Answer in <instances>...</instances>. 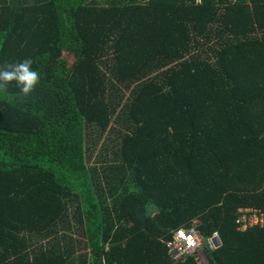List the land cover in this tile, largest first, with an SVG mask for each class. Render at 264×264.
Instances as JSON below:
<instances>
[{
    "label": "trees",
    "instance_id": "obj_1",
    "mask_svg": "<svg viewBox=\"0 0 264 264\" xmlns=\"http://www.w3.org/2000/svg\"><path fill=\"white\" fill-rule=\"evenodd\" d=\"M26 58L34 90H0V264H198L168 252L191 226L212 264H264L236 222L264 209V0H0V65Z\"/></svg>",
    "mask_w": 264,
    "mask_h": 264
},
{
    "label": "built area",
    "instance_id": "obj_2",
    "mask_svg": "<svg viewBox=\"0 0 264 264\" xmlns=\"http://www.w3.org/2000/svg\"><path fill=\"white\" fill-rule=\"evenodd\" d=\"M236 222L239 225V229H245L253 225L264 228V209H239V216ZM205 242L212 248L221 243L217 232L206 240L200 236L194 226L188 229L179 228L175 231L173 238L167 242L168 252L174 262L184 261L187 256L195 255Z\"/></svg>",
    "mask_w": 264,
    "mask_h": 264
},
{
    "label": "clouds",
    "instance_id": "obj_3",
    "mask_svg": "<svg viewBox=\"0 0 264 264\" xmlns=\"http://www.w3.org/2000/svg\"><path fill=\"white\" fill-rule=\"evenodd\" d=\"M39 79L40 73L33 70L30 58L18 62L5 61L0 65V90H6L15 81L22 98H26L34 90Z\"/></svg>",
    "mask_w": 264,
    "mask_h": 264
},
{
    "label": "rangeland",
    "instance_id": "obj_4",
    "mask_svg": "<svg viewBox=\"0 0 264 264\" xmlns=\"http://www.w3.org/2000/svg\"><path fill=\"white\" fill-rule=\"evenodd\" d=\"M63 56L68 60V62H72L73 61V58H74V54L73 53H69V52L64 50ZM201 252H202V246L196 252L195 257L200 262V264H207L205 258H203V253L201 254ZM199 259H201V260H199Z\"/></svg>",
    "mask_w": 264,
    "mask_h": 264
},
{
    "label": "water",
    "instance_id": "obj_5",
    "mask_svg": "<svg viewBox=\"0 0 264 264\" xmlns=\"http://www.w3.org/2000/svg\"><path fill=\"white\" fill-rule=\"evenodd\" d=\"M218 246H219V245L217 244L216 247H218ZM202 251L204 252V254H205V256H206V258H207V260H208V263H209V264H212V261L210 260V258H209L208 254H207V251H206V248H205V247L202 248ZM102 257H103V253H101V259H102Z\"/></svg>",
    "mask_w": 264,
    "mask_h": 264
},
{
    "label": "crops",
    "instance_id": "obj_6",
    "mask_svg": "<svg viewBox=\"0 0 264 264\" xmlns=\"http://www.w3.org/2000/svg\"><path fill=\"white\" fill-rule=\"evenodd\" d=\"M203 253V258H205V260H206V262H207V258H206V256H205V254H204V252L202 251L201 252V254ZM199 260H201V259H199ZM198 261V260H197ZM198 264H200V262L198 261Z\"/></svg>",
    "mask_w": 264,
    "mask_h": 264
}]
</instances>
